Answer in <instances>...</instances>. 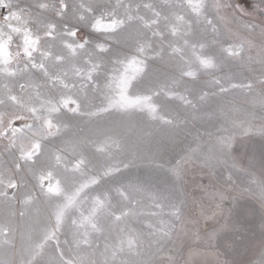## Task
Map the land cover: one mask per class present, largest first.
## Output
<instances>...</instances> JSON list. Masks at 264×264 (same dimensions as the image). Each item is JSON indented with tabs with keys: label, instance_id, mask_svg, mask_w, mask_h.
<instances>
[{
	"label": "rangeland",
	"instance_id": "obj_1",
	"mask_svg": "<svg viewBox=\"0 0 264 264\" xmlns=\"http://www.w3.org/2000/svg\"><path fill=\"white\" fill-rule=\"evenodd\" d=\"M0 6V264H175L177 256L185 264H240L246 252L250 264H264V242L252 248L238 235L249 221L264 229V140L217 135L226 125L256 132L264 117V0H0ZM101 33L115 35V51L145 50L155 72L144 86L161 92L155 104L114 101L143 104L145 113L155 108V118L138 114L118 129L150 147L141 167L113 174H143L148 164L181 156L214 162L220 150H230L218 180L199 167L187 177V192L207 201L220 202L216 188L227 194L219 223H197L190 201L177 207L137 184L102 195L95 206L81 202L75 224L40 196L41 187L60 194L40 178L45 154L60 146L79 151L103 126L78 117L68 142L53 137L37 146L32 114L41 100L58 96L59 80L78 83L72 70L88 59L84 49L104 40ZM84 156L89 170L105 168L92 149ZM210 181L215 187L202 192ZM238 212L244 215L231 218Z\"/></svg>",
	"mask_w": 264,
	"mask_h": 264
},
{
	"label": "clouds",
	"instance_id": "obj_2",
	"mask_svg": "<svg viewBox=\"0 0 264 264\" xmlns=\"http://www.w3.org/2000/svg\"><path fill=\"white\" fill-rule=\"evenodd\" d=\"M11 8L12 5L9 4V9ZM114 23L116 29L123 28L122 23L115 21ZM90 28L95 31L94 21ZM101 35L104 40L96 43L91 49H84L88 59L79 68L72 70L70 79L78 78V83L69 84L65 80H59L62 90L58 96L51 100H41L32 114L36 123L32 126L35 129V136L31 142L37 146L45 139L53 137L58 139L61 145L68 142L71 139L69 133L72 129V120L78 117H87V122L92 126H103L99 128V135L84 142L79 151H69L66 147L60 146L45 154L47 167L41 171L40 178L57 184L60 187V194L53 196L43 191L41 187L40 196L52 205L53 210L65 211L73 218L75 224L81 202L95 206L102 195L110 191L119 192L121 188L137 184L143 186L146 191L163 197L169 203L178 201L177 207L190 201L195 208L197 223L200 220L219 223L222 218L223 200L227 199V194L216 188L220 202L207 201L206 195L196 196L187 192V177L192 169L199 167L208 168L210 176L218 180L217 172L227 168L230 150H220V155L214 162H210L206 157L181 156L175 161L164 159L162 162L148 164L143 174L137 172L122 177L113 174L116 171L126 172L141 167L142 158L150 147L120 135L118 129L138 114L150 119L155 118L153 116L155 108L145 113L143 104L132 103L124 106L114 101L117 97L127 96L133 100L143 99L155 104L161 92L144 86L146 81L153 78L155 72L153 66L148 63L145 50L130 46L128 52L115 51L112 47L113 43H118L115 35L109 36L105 33ZM134 65L138 67H133ZM65 76L67 77L68 73H65ZM96 98L99 102L92 103V99ZM26 110L32 111V107H26ZM225 134L233 142L237 138L250 135H257L259 139L264 140V117H261L256 132L251 125H226L217 131V135ZM85 148L92 149L97 157L105 161L104 169L89 170L84 156ZM164 151L166 147L163 144L156 149L161 158ZM68 179L72 180L70 187L66 184ZM213 187L215 185L210 181L208 185H201V191L206 193ZM75 231L74 228L73 232ZM175 264H185V261L177 256Z\"/></svg>",
	"mask_w": 264,
	"mask_h": 264
},
{
	"label": "crops",
	"instance_id": "obj_3",
	"mask_svg": "<svg viewBox=\"0 0 264 264\" xmlns=\"http://www.w3.org/2000/svg\"><path fill=\"white\" fill-rule=\"evenodd\" d=\"M243 215H244L243 212H238V213H234L231 218L237 219L239 217H242ZM238 235H245V238L248 241V245L252 248H261L260 246L263 245L264 229L262 224L260 226L254 227L249 221V225L240 227V232L238 233ZM250 256L251 253L246 252V257L240 262V264H250L251 263Z\"/></svg>",
	"mask_w": 264,
	"mask_h": 264
},
{
	"label": "built area",
	"instance_id": "obj_4",
	"mask_svg": "<svg viewBox=\"0 0 264 264\" xmlns=\"http://www.w3.org/2000/svg\"><path fill=\"white\" fill-rule=\"evenodd\" d=\"M3 14H4V8L0 6V21L3 19Z\"/></svg>",
	"mask_w": 264,
	"mask_h": 264
},
{
	"label": "bare ground",
	"instance_id": "obj_5",
	"mask_svg": "<svg viewBox=\"0 0 264 264\" xmlns=\"http://www.w3.org/2000/svg\"><path fill=\"white\" fill-rule=\"evenodd\" d=\"M197 253V252H196ZM196 258V256H194ZM199 259V257H197ZM202 263V261H200ZM198 263V262H197Z\"/></svg>",
	"mask_w": 264,
	"mask_h": 264
}]
</instances>
